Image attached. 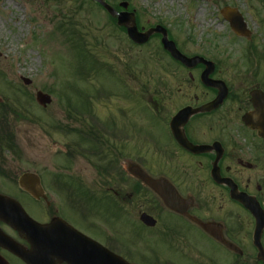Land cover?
Here are the masks:
<instances>
[{
  "label": "flooded vegetation",
  "instance_id": "obj_1",
  "mask_svg": "<svg viewBox=\"0 0 264 264\" xmlns=\"http://www.w3.org/2000/svg\"><path fill=\"white\" fill-rule=\"evenodd\" d=\"M222 10L242 19L245 34L234 31ZM219 11L223 20L215 21V28L226 27L234 34L232 39L223 42L219 34L198 44L196 52L180 46L186 56L201 55L214 61L216 68L207 72L203 63L194 69L182 65L185 86L177 89L159 85L157 80L155 91L145 98L158 120L156 127L150 126L153 133L148 134L143 123L139 93L129 110L91 118L88 126H80L86 119L75 120L76 129L89 127L101 147L93 163L96 177L91 185L64 172L57 175L59 178L50 177L47 190L43 187L47 197L37 199L19 183L21 176L31 171L18 177L6 172L8 183L31 201L33 213L19 196L15 197L35 222L62 218L71 229L132 264H264L260 24L256 44V32L246 20L243 3L232 0L221 4ZM233 21L238 25L235 18ZM125 31L118 33L127 35ZM155 37L162 36L155 34L152 39ZM240 42L244 52L235 50ZM212 80L224 83L206 84ZM220 97L224 98L221 104L207 109ZM174 104L178 105L174 112L167 113L165 110ZM185 107L191 108V116L179 127L180 132L203 150H188L172 130V117ZM10 134L14 140V133ZM75 147L76 157H83L81 140ZM140 172L149 180L138 177ZM0 231L18 243L29 258L22 259L0 244L1 264L40 262L38 251L32 247L38 240L36 225L25 223L19 231L0 220Z\"/></svg>",
  "mask_w": 264,
  "mask_h": 264
},
{
  "label": "rangeland",
  "instance_id": "obj_2",
  "mask_svg": "<svg viewBox=\"0 0 264 264\" xmlns=\"http://www.w3.org/2000/svg\"><path fill=\"white\" fill-rule=\"evenodd\" d=\"M108 1L115 5L122 0ZM126 1L129 10L140 15L141 25L162 22L178 44L190 52L198 51V44H205L219 34L223 42L234 35L226 27L215 28V21L223 20L221 4L232 0ZM235 1L243 3L246 20L256 32V44L261 31L264 63V0ZM82 2L84 5L78 7ZM72 11L76 26L86 39V48L100 61L98 68L91 70L88 66L92 63L79 56L81 50L58 28L62 18ZM107 21L102 8L90 0H0V98L15 109V112L8 109L7 121H1L5 131L14 133L18 150L16 153L0 146V157H4L0 158L1 165L7 173L18 177L25 171H36L46 190L47 180L64 172L91 185V179L96 177L94 162L86 157L67 159L66 148L78 137L62 127L74 130L78 127L77 118L87 121L80 122V126L84 123L88 126L91 118L129 110L136 93L146 100L147 93L155 91L158 79L159 85L173 89L185 86L184 69L163 55L159 38L145 47L132 46L125 34L114 32ZM242 44H237L235 50L244 52ZM79 47L82 49L80 44ZM23 77L29 78L31 84L25 85ZM143 87L148 91L145 95ZM38 90L52 96L48 107L37 103ZM14 94H19L20 100ZM177 106L169 105L165 111L173 113ZM149 110L143 101V123L148 134L154 132L150 126L156 127L158 123ZM10 184L7 178L0 177V192L23 198L33 213L31 201ZM37 214L43 216L41 212Z\"/></svg>",
  "mask_w": 264,
  "mask_h": 264
},
{
  "label": "water",
  "instance_id": "obj_3",
  "mask_svg": "<svg viewBox=\"0 0 264 264\" xmlns=\"http://www.w3.org/2000/svg\"><path fill=\"white\" fill-rule=\"evenodd\" d=\"M104 6L110 13V15L118 16V24L120 26H125L128 31V36L135 41L137 44H144L148 42L152 35L155 33L161 34L162 37V45L165 50H168L172 57H174L177 61L182 62L186 67L194 68L200 63H204L207 66L208 72L215 68L214 63L212 61H207L202 56H194L187 57L182 54L179 50L178 46H176L175 42L170 39L168 35L167 28L162 25H157L155 28H150L147 31L144 29L142 31L139 30V26H137L136 15L134 12H128L127 10L121 11L118 13L114 7L109 5L105 0H95ZM122 6L128 8L127 2H122ZM224 15L232 22V26L236 32L239 34L243 33V26L245 25L242 19L234 12L228 13L227 11H223ZM238 22L236 25L233 19ZM208 77V74L205 75ZM209 78V77H208ZM25 84H31L30 79L23 78ZM219 82H210L208 84H218ZM221 93V92H220ZM225 93V91H224ZM37 102L42 106L47 107L48 104L52 101L51 95H47L42 91H38ZM222 97L217 99L212 105H219L223 102ZM1 100V98H0ZM208 108V107H207ZM189 108H183L180 112L173 117L172 125L173 128L180 122L181 118H185L187 121V114ZM176 136L179 140V143L183 144L189 150H193L197 147L188 142L184 135H180L176 132ZM138 177L142 179L149 180L148 177L144 175L143 172L138 174ZM20 183L24 188H26L31 194H33L36 198H40L43 196L42 189L40 188V179L34 173H26L21 177ZM16 207L19 213H14L13 208ZM5 220L10 225L15 226L16 228H20L23 226V223L27 222V220L33 222L31 217L27 215L24 208L12 197L10 198L7 195L0 193V219ZM57 219L53 220L51 223L41 225L38 224L37 230L39 236L42 238L40 243L36 245L34 243L33 248L39 251V253L44 257L45 262H41L40 264H129L125 260L117 257L114 254H110L101 244H97L91 239H84L74 241L75 237L71 230L67 227L56 228L58 222H55ZM65 224L64 222H62ZM66 225V224H65ZM0 244L6 248H9L12 252H15L20 258L29 259L27 255L23 252L20 246L12 242L9 237L4 235V233L0 232ZM38 264V263H37Z\"/></svg>",
  "mask_w": 264,
  "mask_h": 264
},
{
  "label": "trees",
  "instance_id": "obj_4",
  "mask_svg": "<svg viewBox=\"0 0 264 264\" xmlns=\"http://www.w3.org/2000/svg\"><path fill=\"white\" fill-rule=\"evenodd\" d=\"M84 5V2H82L80 5H78V7H82ZM100 7V6H99ZM74 15V11H72V13L69 15H65L61 22L58 25V28L63 29V32L65 33L67 40H71V42L74 43V46L76 48H78L80 51V57L86 61H88L89 64V68H98L100 67V61L96 60L97 58H95V56L93 55L92 51L86 48V39L83 36L82 30L78 29V27L76 26V22H75V18H73ZM82 47V49L79 47ZM96 63V64H95ZM85 66V65H84ZM142 91H146V88H142ZM16 96V99L20 100V96L19 94H14ZM15 107H17L15 105ZM8 109H10L11 111L15 112V109L12 107H9L8 102H1L0 103V146L4 147L5 149H9L12 148L13 146V141L10 139L9 135L4 136L3 134V130H2V124L4 122H2L1 120L3 119L4 121H7L6 118V113L8 111ZM63 129V128H62ZM64 130V129H63Z\"/></svg>",
  "mask_w": 264,
  "mask_h": 264
}]
</instances>
